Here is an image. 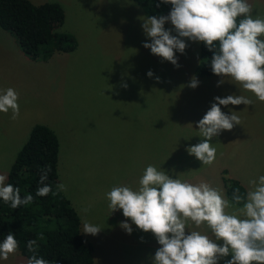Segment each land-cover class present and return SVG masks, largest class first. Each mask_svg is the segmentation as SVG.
Returning <instances> with one entry per match:
<instances>
[{
	"label": "rangeland",
	"instance_id": "1",
	"mask_svg": "<svg viewBox=\"0 0 264 264\" xmlns=\"http://www.w3.org/2000/svg\"><path fill=\"white\" fill-rule=\"evenodd\" d=\"M28 1L59 3L64 21L55 31L73 35L77 46L46 61L32 60L20 51L15 35L0 28V90L15 89L20 106L17 120L11 112L0 113V175L8 177L34 124L50 127L59 141L57 184L67 186L62 193L80 217L82 234L85 221L102 229L95 236L83 234L93 247V264H152L160 247L154 235L134 224L128 234L120 227L127 219L122 210L111 214L106 199L114 186L137 189L148 165L188 183L206 182L224 194V175L245 186L264 175V102L227 81L217 87L218 76L197 78L199 86L188 87L199 42L185 38L188 47L184 54L176 52L181 65L176 68L143 47L150 42L142 29L149 16L134 0ZM254 1L248 0L252 9L264 7V0ZM233 93L248 96L254 105L221 106L226 114L237 111L241 125L210 141L216 159L202 165L186 151L202 140L197 122L214 97ZM89 205L88 213L81 212ZM192 230L211 236L204 226ZM27 261L17 250L0 264Z\"/></svg>",
	"mask_w": 264,
	"mask_h": 264
},
{
	"label": "clouds",
	"instance_id": "2",
	"mask_svg": "<svg viewBox=\"0 0 264 264\" xmlns=\"http://www.w3.org/2000/svg\"><path fill=\"white\" fill-rule=\"evenodd\" d=\"M170 4L167 15L149 16L143 20L142 29L150 42L143 47L151 54L179 68L176 52L185 53L188 41L202 42L213 53L211 70L220 77L217 87L226 81L251 93L264 102V18L253 17L248 0H159ZM239 22H237V19ZM170 23L171 28H165ZM175 33V35L173 34ZM215 42H218L215 43ZM154 73L149 70L147 76ZM159 77L156 80L159 81ZM199 80L193 76L188 87L195 89ZM122 87L127 88L126 83ZM19 93L13 89L0 90V113L11 112V119L20 116ZM254 100L235 93L224 98L214 97L209 110L197 122L201 142L186 148L190 156L211 165L217 149L210 142L222 131H231L241 125L237 111H222L228 107L254 105ZM50 166L41 169L40 187L36 197L53 196L66 192L63 183L56 191L47 184ZM7 177L0 175V199L12 209L28 206L34 196L21 197L19 187L6 184ZM135 190L128 186H114L106 193L108 208L112 213L122 210L125 221L120 227L128 234L132 224L144 233H152L160 247L152 258V264H264V175L248 181L249 188L242 194L239 188L229 200L221 189L206 182L192 184L173 178L163 169L148 165ZM91 205L81 208L88 213ZM231 210V211H228ZM131 221V223L128 222ZM207 227L211 236L196 229ZM102 229L85 221L83 234L97 235ZM38 239L43 240V234ZM222 241V243H218ZM143 242V241H142ZM15 236L9 233L0 243V260H7L18 250ZM27 250H38L37 240L27 242ZM231 256V259H226ZM27 264H49L45 259L32 255Z\"/></svg>",
	"mask_w": 264,
	"mask_h": 264
},
{
	"label": "trees",
	"instance_id": "3",
	"mask_svg": "<svg viewBox=\"0 0 264 264\" xmlns=\"http://www.w3.org/2000/svg\"><path fill=\"white\" fill-rule=\"evenodd\" d=\"M148 16L164 15L170 4L159 0H134ZM237 19V22H239ZM64 21L62 6L56 2L31 3L28 0H0V28L11 32L17 38L20 51L32 60L49 59L54 52H71L77 42L73 35L55 31ZM218 44V42H215ZM213 53L204 43L199 42V61L194 76L213 77L210 59ZM59 141L55 132L48 126L36 123L10 166L6 184L19 187L21 197L28 194L34 201L12 209L0 199V243L9 233L18 241V250L27 260L36 255L49 264H93V247L83 236L81 221L70 200L60 192L53 196L36 197L41 169L50 166L47 184L56 191L58 180L57 163ZM225 194L231 200L234 189L242 194L247 189L239 180L222 176ZM44 239H38L39 234ZM36 239L38 250H27V242Z\"/></svg>",
	"mask_w": 264,
	"mask_h": 264
},
{
	"label": "crops",
	"instance_id": "4",
	"mask_svg": "<svg viewBox=\"0 0 264 264\" xmlns=\"http://www.w3.org/2000/svg\"><path fill=\"white\" fill-rule=\"evenodd\" d=\"M255 1L254 0H252V3H254ZM261 6L259 7V9H253V11H254V16L255 17H259V16H257V15H260V14H263L264 15V7H263V3H259ZM264 18V17H263ZM12 44H14V42L12 41ZM0 45L1 46H4V43L3 42H1L0 43ZM213 77H216V76H213ZM196 78H198V77H196ZM201 78H203V77H201ZM242 91V90H241ZM259 102V101H258ZM241 183V182H240ZM242 184V183H241ZM242 185H244V184H242ZM244 187L248 190V188H249V185L248 186H245L244 185ZM137 243H140V241H138L137 240ZM126 251V250H125ZM100 264V263H99Z\"/></svg>",
	"mask_w": 264,
	"mask_h": 264
}]
</instances>
